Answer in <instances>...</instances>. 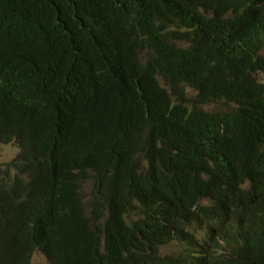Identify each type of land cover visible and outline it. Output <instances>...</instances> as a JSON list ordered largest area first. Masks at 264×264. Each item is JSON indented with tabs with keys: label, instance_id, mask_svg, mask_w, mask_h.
I'll list each match as a JSON object with an SVG mask.
<instances>
[{
	"label": "trees",
	"instance_id": "obj_1",
	"mask_svg": "<svg viewBox=\"0 0 264 264\" xmlns=\"http://www.w3.org/2000/svg\"><path fill=\"white\" fill-rule=\"evenodd\" d=\"M218 2L0 0V145L19 147L7 170L37 169L29 199L56 206L67 228L24 229L29 203L0 191L1 264H28L38 247L50 264H183L197 253L218 264L212 221L235 192L264 203L253 188L264 178L240 187L264 165V0L232 19ZM214 103L223 109L206 110ZM263 211L253 205L230 233L253 264L240 239L264 238ZM172 241L181 258L161 259Z\"/></svg>",
	"mask_w": 264,
	"mask_h": 264
},
{
	"label": "clouds",
	"instance_id": "obj_2",
	"mask_svg": "<svg viewBox=\"0 0 264 264\" xmlns=\"http://www.w3.org/2000/svg\"><path fill=\"white\" fill-rule=\"evenodd\" d=\"M231 1L232 3L229 4V0H219L217 4L216 10L218 12H222L225 15L226 19H232L235 16V11L237 9L240 11L241 10L240 7L248 6L250 0H231ZM255 7H259V6H255ZM213 14L214 13H210L209 16L212 17ZM186 92L189 96L194 94V91H192L189 88H186ZM213 106L214 107L218 106V109H213L212 108ZM223 107L219 106L218 103H214L209 106H206L205 108L208 111L217 112L219 111V109H223ZM11 143H14V142H11ZM1 145H4V144H1ZM13 160L11 161V163L13 162ZM15 170H16L15 175L13 177H10L8 173H3L0 175V191L4 192L2 196L7 197L8 201L10 202L12 201V198H13V192L20 191L21 195L17 197L16 202L17 203H21V202L29 203L28 208L25 211V214H26L25 216L27 217V219L25 221L26 223H25L24 229L34 230L33 233H40L43 230L44 225L48 221H54L57 227L59 228V230L66 231L67 230L66 224L63 221L61 215L57 212L56 206H53L50 204L48 205L34 204V202H31L32 199L30 198L31 199L30 200L28 197V194L26 193V190H35L39 187V183L37 180V169L32 173H29V172L21 173L16 168ZM258 178H261V179L264 178V165H257L252 173V178L246 179L243 183L240 184V187L245 190H248L247 188L248 185H252L254 182V179H258ZM87 179H91V178H87ZM83 181L84 180L80 181V186L78 190L80 198H81V194H80L81 183ZM253 188L257 194L264 192V181L262 180L261 182L257 183L256 185L253 186ZM90 196H91V193H90ZM204 201H206L208 205H203L202 203ZM90 202H91V199H90ZM82 203H83L85 212L92 209V207L90 206V203L88 206L85 205L84 201ZM200 204L203 207H207L208 209L214 205L213 201L209 198H204L200 202ZM255 204H257L258 206L264 207L263 202H260L256 200L255 198H253V196L250 193V189L248 190L247 193L243 195H239L237 192L233 194L225 210L223 211L221 217L212 221L213 224L216 226L215 228L216 234H214V236L211 239H208L206 241L208 242V245H209L208 254L211 260L214 255H217L218 264H253L252 260L245 258L243 255L238 254V252L234 250L235 247L236 248L238 247V244L236 241L235 243H233L230 237V233H233L234 231H236L239 217L242 214H244L246 210L252 209L253 205ZM29 207H33L34 211L29 213ZM208 209H202L200 211L201 212L207 211ZM257 213L264 215V211L257 212ZM205 223H207L208 225V222H205ZM199 231L201 232V230ZM262 233L263 231L261 233H249L246 239H240V244H243L246 247L250 248V254L252 258L257 261V264H264V238L261 236ZM166 245L167 244L159 248L158 256L161 259L175 260V258H181L180 253L183 250V248L179 253H175V255L173 254L162 255V253L160 252V249ZM37 254H40L42 256L41 261H43L44 264L51 263L50 258L47 255V253L38 247L30 255L28 264H32L34 257ZM194 257L199 258L200 261L198 263L194 261H189L190 258H194ZM190 258L186 259L187 263H184L183 261L182 263L183 264H210L208 257L204 256V254L202 253H197L196 256H192Z\"/></svg>",
	"mask_w": 264,
	"mask_h": 264
},
{
	"label": "rangeland",
	"instance_id": "obj_3",
	"mask_svg": "<svg viewBox=\"0 0 264 264\" xmlns=\"http://www.w3.org/2000/svg\"><path fill=\"white\" fill-rule=\"evenodd\" d=\"M223 103H219V106L223 107ZM213 109H218V106L216 107H212ZM19 152V148L16 144L14 143H8V144H4L0 146V170H2L4 173H8L10 177H13L15 175V168L14 167H10L9 170H7V166L10 165L11 161L14 158H17V154ZM22 162V161H21ZM93 188V180L92 179H87L84 180L81 183V198L83 199L84 203L86 206L89 205L90 203V193L91 190ZM203 205H208V203L206 201H204L202 203ZM133 218H135L133 215L131 216H127V222H129L130 220H132ZM201 232H203V230H201ZM183 246L180 243H177L175 241L167 244L166 246L162 247L160 249V252L162 253V255H166V254H173L175 255V253H179L182 250ZM41 255L37 254L34 257V260L32 262V264H44L43 261H41ZM189 261H194V262H199V258L194 257V258H190Z\"/></svg>",
	"mask_w": 264,
	"mask_h": 264
}]
</instances>
